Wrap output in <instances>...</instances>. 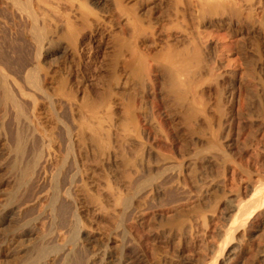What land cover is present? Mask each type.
Segmentation results:
<instances>
[{
	"label": "bare ground",
	"instance_id": "bare-ground-1",
	"mask_svg": "<svg viewBox=\"0 0 264 264\" xmlns=\"http://www.w3.org/2000/svg\"><path fill=\"white\" fill-rule=\"evenodd\" d=\"M191 1L186 12L194 9L204 27L224 23L228 14L240 18L236 0ZM182 3L159 0L167 12L157 18L150 10L139 15L134 0H0V13L9 12L22 26L32 24L36 44L25 74L26 64L19 67L0 55V106H8L32 137H41L39 150L17 174V188L25 187L27 194L16 212H32L47 198L40 195L43 176L59 154L62 165L73 169L66 205L57 199L59 171L49 205L52 230L70 229L73 247L67 248L59 238L43 245L34 228L22 230L41 214L21 224L5 209L12 184L0 164V264H264V171L234 152L237 102L225 96L224 75H214L209 66L213 51L185 30L160 49H150L153 41L144 43L146 49L139 46L147 29L187 17L178 9ZM105 31L112 37L110 49H83L87 38ZM261 83L264 95V76ZM211 84L214 98L207 96ZM157 101L167 110L162 120L155 117L162 121L158 128ZM18 133L11 148L23 163L28 141ZM92 208L117 218L98 252L88 218Z\"/></svg>",
	"mask_w": 264,
	"mask_h": 264
},
{
	"label": "rangeland",
	"instance_id": "rangeland-1",
	"mask_svg": "<svg viewBox=\"0 0 264 264\" xmlns=\"http://www.w3.org/2000/svg\"><path fill=\"white\" fill-rule=\"evenodd\" d=\"M186 1L187 0H183V3L178 6V9L182 10V11L184 10V15H186L187 17L179 16L177 19L174 18L175 20L174 19L169 20L170 22L169 21L167 22V20H166L167 23L163 22L162 23L163 25L157 24V25H154L153 28L151 27L150 29H147L148 31L146 30L145 34L143 36V37H145L144 40L142 38L139 39L140 40L139 46H141L140 47L141 49H146V46H149L153 41L154 43L155 42L156 43L154 44V46L150 45V49H160L166 43H169L171 41L174 42L175 40H177L178 37H180L181 32L185 30L187 32L188 31L193 32L195 34V36H197V42L199 43V45L201 47L207 46V47L211 48V51H213V54H212L213 59L210 60L211 63H209V66L212 69L214 75L215 74L217 76H218V74L224 75L223 83H225V85H224L225 96L226 97L229 96V97L233 98L234 101L236 100L235 102H237V104L234 106V113L236 116L235 118H238V119H235V124H234L235 126L233 125V128H234L233 129L234 130L233 131V137H234L233 143L236 144V145L233 144L234 152L236 151V153L238 154V155L236 154V156L244 159L245 160V161L243 160L244 162L251 164V168H253L255 166L254 162H258V163H256L258 165L257 167L260 166L258 169H259V171L262 172V171H264V169H263L264 168V130H263L264 129V118H263V120H261L262 119L261 117H262V115L264 116V113H263L264 112V101L262 102V100H264V98L262 99V97H264V95H263V93H261V92H263V88L261 86V84H262L261 79L263 78L264 75H262L263 73H261L260 71L262 69H264V0H260L259 4H257V0H250L249 3H247V2L243 3L244 0H236L238 3L237 8L240 10V18L236 19V18L232 17V15L228 14V15L222 17L227 24L225 22L221 23V22L217 21L215 24V27H206V26L204 27L203 26L204 22L200 23V21L198 19L199 14H197L194 9H193V14L190 13V12H192V10L191 11L189 10L190 12H186L188 9V7L185 6ZM134 2H136L138 5L137 12L139 15L144 14L146 11L150 10L151 13L154 15V17L158 18L167 12V10H166L167 7H165L164 5H160L159 0H151L149 2H146L145 0H134ZM191 3H193V0L191 1ZM188 13H190V14H188ZM188 15H189V18H188ZM191 15L193 16V21H192V17H190ZM195 18H196V20H195ZM223 19H221V20H223ZM31 25L32 24L29 23V24H26L25 26L24 25L22 26V24H19V23L12 20L11 14L9 12L0 13V52H1L0 55H1V59L4 57L6 60L10 56L9 59H11V61L10 60H8V61H10L12 63H17L18 65H20L19 67H23L26 64L28 67L26 65L24 66V67H26V69L23 68L24 70H26V71L23 70L24 74H25V72L27 73V71L32 68L31 66H29V62H30L29 60H31V57L34 56V52H33L34 50H32V49H36V44H34L35 40L33 37ZM162 26H164V27H162ZM87 32L89 35V31H87ZM107 32L106 31L103 32L102 33L103 36H102V34H98L94 38H92V37L87 38L88 40H86V43H85L83 49L85 47H86L85 49H91L92 51H94L95 49H98V47H99V49H103V48L105 49L107 43L111 44V40H112L111 34L109 32L108 33ZM100 37L102 39L101 41H100ZM80 39L82 40L83 38L80 37ZM142 41H144V42L142 43ZM144 43L146 44V46L144 45ZM107 47L108 48H106V49H110L109 46H107ZM2 53H4L5 56L7 55L6 57H8V58H6ZM4 58L2 60H4ZM17 61H19V62H17ZM22 63H24V64H22ZM232 72L233 73L236 72L237 77L235 76V78H234V76H232L233 75ZM90 75H91L90 73L89 74L87 73L88 78ZM226 76H228V77H226ZM224 79H226V81ZM234 82H235V84H234ZM232 83H233V86H232ZM240 83L243 86H241ZM257 83L259 84V86ZM227 84H229V86ZM245 85L248 86V90H247V87ZM251 85L252 86L254 85V86L252 87ZM206 89H207V96L209 95V97L214 98V96H215L214 85L211 84V85L207 86ZM226 89H227V91H226ZM261 89H262V91H261ZM241 90H242V92H240ZM247 92L249 95L247 94ZM253 92H254V94H253ZM257 93H260V94H257ZM261 94H262V97L259 96V98H258L257 95H261ZM0 96H1V94H0ZM23 99H25V100H23ZM246 99L250 100V101H247ZM21 101L24 104L28 103V99H26V98H22ZM245 101H247L250 104V106H247L248 105L247 102H246L247 105L245 103H243ZM260 101H261V103H259ZM238 102H239V104H238ZM241 103L245 105L246 109H245L244 105H242ZM155 104H157V105H155V107H154V109H155L154 110V119H155L154 124L156 123L155 127L158 128V127H160V125L162 123L161 120L163 119V117H161L160 113L162 112L165 114V113H167L166 112L167 110L165 111V109L162 107L163 104L161 102L157 101V102H155ZM241 105H242V108H244L242 110L243 111L245 110L246 113L240 109ZM239 106H240V108H237ZM7 107L8 106H3V105L0 106V143H3L2 152H1V156H0V164L3 165L4 171L6 172L8 178H9V181L12 184L11 185L12 191L10 192V197H9L8 201L6 202L7 205L5 204L7 206V208L5 206V209L8 212H13V218L18 217L17 220L21 221V224L28 222L30 219L33 220L36 217V215L41 214L43 217H41V219L38 220L39 222L34 220L33 221L34 224L31 222V223H29V225H25V227H23L24 229H22V230L26 231L28 229L34 228L35 229L34 230V238H37L39 240V242L42 244L44 242L43 245H50L53 242H56L59 240L58 242H60V241L65 242V243L67 242V245H66L67 248L68 247L72 248L73 246L70 243H68L69 242L68 240H69L70 235H71L69 233L70 232L69 228H67V227L62 228V229L57 228V231H55L56 229L52 230L53 229V222L51 219L50 206H49V205H51L50 203H52L51 200H53L52 199L54 197L53 194L56 193L54 191V189H52V188H54L53 187V185H54L53 182L55 179L54 177H56V173L58 171L59 172L57 174L61 173V175H60L61 177L59 178L61 180H60V182H58V184H60V183L61 184H60V186H58V184H57V191H59L58 193H60L59 194L60 196L58 195V197H60V198H57V199H60L58 201L61 202L62 204L65 203V205H66V203H67L65 191H67L68 187L71 184V180L73 177V169H72V166L70 163H68L69 165L66 164L65 165L66 167L62 165V163H63V154L62 153L59 154V157L53 163L52 167H50L48 170H46L45 175L43 176V178L45 177L46 184H45V188L41 191L40 195H42L44 197L47 196V198H44L45 201L44 200L41 201L32 212H24V213L22 212L20 214H18L16 212L17 211L16 206L20 205V202H18V201H20V198L24 194H25L24 197L27 194V193H25V187L20 186V188H17V187H19V185L17 183V181H18L17 178L19 177V169L25 163V161L30 157V154L32 151L39 150L40 145H41V137L38 135H33V137L35 136L34 137L35 139H34L32 137V135L30 134V132L28 131L27 125L23 121H20V120H19L20 122H18L19 124L16 123L14 121V118L12 115V110L9 107L8 108ZM160 110H162V111H160ZM231 110L228 109V111H231ZM235 110H236V112H235ZM261 110H263V112ZM239 112H241L240 114H242V113L243 114L245 113V114L244 115L237 114ZM158 115H160V116H158ZM237 115H239L242 118H240ZM155 117L156 118L158 117L161 120L160 119L158 120ZM159 121L161 122L160 125L158 124ZM20 123H21V125H20ZM256 123H257V125H255ZM245 125L248 127H246ZM261 125H263V126H261ZM23 126L25 129L23 128ZM242 126H245L247 129V130L244 129L245 130V131H243L244 134L241 131L245 127H242ZM238 127L241 128V130H240L241 133L238 132L239 131V130H237ZM240 128H238V129H240ZM259 129H261V130H259ZM4 130L7 132H5ZM18 130H20L19 132L21 134L18 133ZM23 130L25 133H23ZM260 131L262 132L263 137L260 136V135H262ZM6 133H8V134L6 135ZM16 133L20 134L22 137H24V139H26L28 141L26 149H25L26 154L24 153V156H23V163H22V161H21V163L18 162L19 160L16 159L18 154L14 151V148H11V147H13V138H14V135ZM238 133H240V137L237 136V135H239ZM23 134H24V136H23ZM26 136L28 138H26ZM236 136L239 139L236 138ZM4 140H6V142H4ZM32 143H34V147H33ZM28 144H29V146H28ZM34 148H36V149L34 150ZM253 150L254 151L256 150L257 152H259L258 153L259 156L257 155V157H256L257 152L255 153ZM237 151H239V152H237ZM240 153L242 154V157H241ZM251 153H253V154H251ZM260 155H261V157H260ZM243 156H244V158H243ZM250 157L252 158V160ZM247 160H249V162ZM250 160L253 163L250 162ZM256 160H258V161H256ZM12 165H15V166L18 165L17 166L18 170L15 166H13V167H15V168H13ZM63 167H65L66 169ZM60 170H61V172H60ZM17 174H18V177H17ZM35 176L36 177H33V179H32L33 181H31V183H34L36 181L37 173L35 174ZM20 190H22V191H20ZM53 191H54V193H53ZM14 192H16V193L12 195V193H14ZM44 192H45V194L43 195ZM13 196H14V198L16 197V199H14ZM12 198L16 201L15 203H14V200H12ZM10 204H12V205H10ZM45 210H46V212H45ZM90 211H91L90 216L88 218L90 219V221H92V228L94 229V231L98 235V240H99L94 249L96 252H98L97 251L99 249L98 244L100 242H102L103 240L106 241L107 239H109L111 237L110 230L116 226L117 218H116V216H113V215L112 216L111 215H105L103 212L98 211V210H94L93 208L90 209ZM44 212H45V214H43ZM91 213H92V215H91ZM94 215H95V218H94ZM38 229H40V230H38ZM42 230H43V232H42ZM117 232L119 233V231H117ZM58 233H60V234H58ZM41 237H43V238H41ZM44 238L46 239L45 241H44ZM116 239L118 240L119 238L116 237ZM57 256L59 258H61V253L57 254ZM59 258H58V260L60 262Z\"/></svg>",
	"mask_w": 264,
	"mask_h": 264
}]
</instances>
